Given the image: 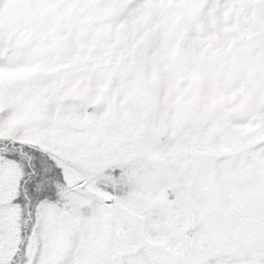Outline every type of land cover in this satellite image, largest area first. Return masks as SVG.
<instances>
[{"label": "snow or ice", "instance_id": "obj_1", "mask_svg": "<svg viewBox=\"0 0 264 264\" xmlns=\"http://www.w3.org/2000/svg\"><path fill=\"white\" fill-rule=\"evenodd\" d=\"M0 264H264V0H0Z\"/></svg>", "mask_w": 264, "mask_h": 264}]
</instances>
